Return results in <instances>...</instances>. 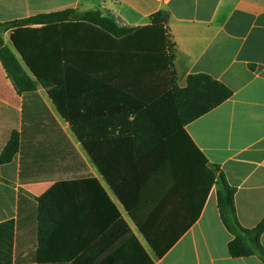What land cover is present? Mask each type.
<instances>
[{
  "label": "crops",
  "instance_id": "crops-1",
  "mask_svg": "<svg viewBox=\"0 0 264 264\" xmlns=\"http://www.w3.org/2000/svg\"><path fill=\"white\" fill-rule=\"evenodd\" d=\"M68 9L100 11L137 31L116 38L87 22H61L8 29L3 40L32 78L53 83L38 92L81 154V177L98 180L120 218L111 220L109 202L89 182L80 223L38 256V199L72 178L67 165L50 158L23 166L18 153L13 168L0 167V264H73L59 257L68 255L75 232L98 234L96 255L83 264H137L131 236L153 264H264L258 255L231 257L235 235L221 218L216 187L209 188L211 166H220L236 189L240 225L251 230L264 221V0H0V25ZM159 12L167 22L154 25ZM167 30L180 87L206 74L233 95L184 127L192 144L170 132L137 157L135 114L171 89ZM23 101L0 60V155L22 130ZM87 141L100 143L106 175L85 151ZM123 232L129 235L109 245ZM145 233L168 248L161 257ZM260 240L264 248V233Z\"/></svg>",
  "mask_w": 264,
  "mask_h": 264
},
{
  "label": "trees",
  "instance_id": "trees-1",
  "mask_svg": "<svg viewBox=\"0 0 264 264\" xmlns=\"http://www.w3.org/2000/svg\"><path fill=\"white\" fill-rule=\"evenodd\" d=\"M167 19V13L159 12L152 16L151 21L154 25H163ZM78 21L93 24L116 38H122L137 31V28L118 25L100 11L79 13L73 9L40 14L0 25V60L8 77L24 98L22 130L21 132L15 130L11 134L0 155V167L9 164L13 168L15 166L13 159L20 153L23 166L26 162L29 164L32 159L34 162H39L51 158L59 166L67 165L69 168L68 175L72 178L55 183L49 191L38 199L40 251L38 256L60 237L63 229H67L70 223H77L76 226L80 223L81 217L77 214L79 212L81 214V210L85 206V202L81 198L83 189L89 182L95 184L94 193L101 194L109 202L111 210L115 214V218H111V220L120 218L118 210L98 180L94 177L88 180L81 177L79 169L85 165L81 154L69 140L38 92L39 84L45 88H50L53 83L46 78H32L3 40V33L8 29L25 25H48ZM167 51L168 64L171 70V89L135 114L132 125V140L137 157L170 139L173 136L170 135V132L176 134L175 136L179 139L184 136L192 144L184 127L211 112L233 95L231 89L206 74L190 75L187 78L186 86L180 87L174 64L177 48L168 30ZM99 144L98 141H87L83 147L94 165L106 175L99 162ZM196 151L199 153L197 149ZM202 158L207 164L208 161L203 155ZM211 167L209 188L216 187L221 218L228 230L235 235V239L228 246L231 257L258 255L264 261V248L260 240L264 233V221L251 230L244 229L240 225L235 207L236 189L228 183L220 166ZM66 211H70L71 214H67ZM63 235L65 237L66 234ZM96 235L98 234L75 232L71 238L73 247L68 255L59 258L72 260L73 264H83L84 261L93 258L96 255V248L95 246L92 247V241H95ZM127 235L129 232L116 235L114 241L112 240L109 245H113L111 243L117 242ZM144 235L149 240L156 256L161 257L167 251L168 248L156 247L150 234L145 233ZM129 242L135 246L137 264H153L149 254L136 237L131 236ZM107 249L105 247L101 251L105 252Z\"/></svg>",
  "mask_w": 264,
  "mask_h": 264
}]
</instances>
